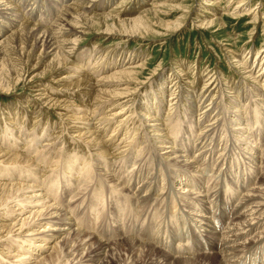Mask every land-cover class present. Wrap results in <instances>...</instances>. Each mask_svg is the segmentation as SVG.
<instances>
[{"label":"bare ground","instance_id":"obj_1","mask_svg":"<svg viewBox=\"0 0 264 264\" xmlns=\"http://www.w3.org/2000/svg\"><path fill=\"white\" fill-rule=\"evenodd\" d=\"M125 1L0 0V94L11 95L21 84H36L46 76L57 78L45 87L35 85V96L21 99L19 106L6 107L0 115V264H114L117 250L113 246L118 245L136 253L139 264H224L220 253L228 258L229 252L240 256L249 250L250 256L253 248L264 243V50L253 62L247 57H230L246 84L252 82L259 90L241 83L237 88L216 75L206 81L198 95L185 88L184 77L179 75L163 81L162 75L153 74L142 81L139 77L148 70L145 59L131 55L114 62L95 57V53L88 56L81 49L83 37L88 32L109 36L120 32L129 40H144L153 34L165 37L184 32L186 22L178 18L161 24L164 28L155 32L163 7L159 1L146 17L139 16L142 6L131 12L134 16L127 14L128 20H118L116 11ZM221 2H201L204 17L194 21L197 28L225 24L217 15ZM233 11L237 17L252 14L243 6ZM53 14L55 20L50 21ZM258 16L252 21L256 23ZM23 59L29 71L21 68ZM38 67L41 71L32 76ZM63 72V77L58 76ZM169 81L170 88L166 86ZM224 92L233 100L243 98L248 107L249 100L257 99L245 110L235 101V105H228V112L225 104L224 110L219 107ZM164 101L168 103L166 118L162 117ZM194 103L205 104L195 119ZM32 107L38 112H29ZM52 110L58 111L61 123L50 122L46 127L39 119L45 118L47 123L51 117L47 112ZM233 140L248 155L247 162H236L230 144ZM240 163L249 177L236 180V186L231 176ZM210 171L214 174L209 176ZM216 180L223 184L213 187ZM135 186L138 190L133 193ZM225 196L230 205L223 200ZM107 205L116 222L138 214L144 217L154 206L149 222L162 219L163 224L168 222L170 238L179 246L186 242L197 247L204 241L215 255L201 262L198 257L190 259L179 246H173L175 253L171 255L159 246L165 245L158 240L155 227L142 233L128 229L125 234L131 237L123 235L121 229L116 242L111 241L115 232L102 233L96 225L90 226L105 215V210L108 214ZM161 205L165 212L169 208L166 216L159 209ZM126 207L129 211L122 214ZM228 208L233 212L228 213ZM177 211L202 215L199 222L192 216L202 235L194 236L192 227L180 234L188 222ZM213 218L216 223L219 218L233 223L227 234L243 240L242 244L238 246L234 240L233 246L227 247V239L220 241ZM174 223H180L181 228ZM205 227H213L205 229L208 243L201 231ZM254 233L256 237L247 243ZM176 251H183L180 257L175 256L179 255Z\"/></svg>","mask_w":264,"mask_h":264},{"label":"rangeland","instance_id":"obj_2","mask_svg":"<svg viewBox=\"0 0 264 264\" xmlns=\"http://www.w3.org/2000/svg\"><path fill=\"white\" fill-rule=\"evenodd\" d=\"M108 1L109 0H107V2ZM115 1L116 0H114V2ZM156 1L157 2L159 1L160 3H162L163 7L161 8L160 14L158 16L159 20H160V24L158 25L159 27L154 28L155 29L154 31L155 32L160 31L161 30L160 28H164V27H162L163 25H161V24H164V25L171 24V23H174L178 18H183L182 21L186 22L184 32L178 33V34H172V35H170L168 33V34H166L165 37H156L153 34V36L145 37L144 40L137 39V38L129 40V39L122 37L124 35H119L120 32H118L119 34H116L114 36L88 32L87 33L88 35L83 37L82 46H81L82 51L85 52L88 56L90 54L93 55L95 53L93 55L95 57L102 58V59L105 58V61L107 59H109L111 61L113 60L114 62H116V61H118L121 58L126 57V56H127V59L128 58L130 59L131 55L132 56L137 55L136 57L145 59L144 64L147 65V68H148V70H145L144 76L139 77L140 80L143 77L142 81H145V80L149 79L151 77V75H153V74H155V76H158V75L161 76L162 75L163 81L165 79L166 80L169 79L171 76H173V78H174V76L179 75L180 77H184L183 81H185L184 82L185 88L187 87L188 90H190L192 92L194 91L193 93L197 94V95L201 93L202 89L204 88V86L206 84V81L209 78H211L213 75H216L218 77L222 76L223 82L234 83V84H236L235 86L237 88H238L239 83H241V84H243V87H246V85H248V88H252L253 90L257 89L258 86L253 84L252 82H251L252 84L251 83L246 84L242 72L239 71L240 70L239 68H236L233 66L230 57L232 54H233L232 56L236 55L235 57L240 56L241 59L247 57L246 59H249V62H253L255 60V58L258 56V53L262 52L264 50V32H263L264 31V6H263L264 0H240V1L239 0H229V1L228 0H221L222 1L221 2L222 8H220V10H218L219 13L217 12L218 13L217 15L220 16L219 18L223 19V22H225V24H224L225 26L222 25V26H220V28H219V26H216L215 27L216 29L214 27L213 28L199 29V28H197V24L196 23L194 24V21H196L197 19H200L202 16L204 17V15L202 13L203 12V10H202L203 5L201 3L203 0H150V1H147V0H128V2L125 1L120 5L121 8L118 7L120 9L117 10L118 12L116 11L115 16H117L116 18H118V20H128V19H126L127 14L130 15L131 12L136 11V9L139 10L143 6L144 8L142 7L140 9L139 16L146 17L147 16L146 14L149 12V10L152 9V6L155 3H157ZM235 3H237V4H235ZM98 4H96V7L94 6L97 9H98ZM238 6H241V7L243 6V9L244 8L249 9L250 12L252 13L251 16H248L245 18L244 14H242L239 17H237V15H234L235 13L233 10L235 8H237ZM129 8H131V9H129ZM251 8H252V10H251ZM225 9L226 10L228 9V11H226ZM128 11H130V12H128ZM107 12H111V9H108ZM141 12L142 13L144 12L143 13L144 16H143V14H141ZM117 13H119V14H117ZM124 13H125V15H124ZM255 13L256 14L258 13L260 15V16H258L259 19L256 21V23L254 21H252L254 16L256 15ZM55 15L56 14H53L49 18L50 21L55 20L54 19ZM132 16H134V15H132ZM210 17H212V15ZM232 17H234V18H232ZM34 21H36V20H34ZM37 21H39V19H37ZM261 22H262V24H261ZM256 26H257V28H256ZM254 30H256V31H254ZM231 51L233 53H231ZM124 53H125V55H124ZM23 60H24V63H21V68L23 70L29 71V67L24 65L25 59H23ZM33 60H34V58H33ZM40 67L37 68L36 72L32 76L38 74L41 71ZM179 70L181 72L182 71L185 72L184 75H188V76L187 77L181 76L180 74H182V73ZM255 71L257 74L259 71V68H257ZM64 74L65 73L63 72V73L59 74L58 76H62ZM55 76L56 75L46 76L42 80L35 81L36 84H32V85L28 84L26 86L24 84H21V87L19 86V88L17 90L13 91V93L11 95L0 94V115H2V113L4 112V109L6 107H10L11 105H13L12 107L19 106L18 101H20L21 99L23 100V98L25 99V98H27V96H30V97L35 96V94L33 93L34 89L32 87H34L35 85H40L43 87L48 86L49 84H51L48 82H53V79H57V78H55ZM188 78H189V80H187ZM166 86L168 88L172 87L170 84V81ZM56 87L57 86H54V89H56ZM224 88H225V86H224ZM258 90H259V87H258ZM248 91H249V89H248ZM260 91H261V88H260ZM211 92L212 91H210V93ZM218 95H217L216 99L219 98ZM252 95L253 94L250 93L248 95L249 98ZM224 96L225 97H223V99L220 98L222 101H221L219 107H220V109L222 107V110H224L225 108L223 109V105L225 104V107H226L225 110H227L229 112L231 110V108L228 107V105H231V104L235 105V103H236L235 101H237V100H233V99H231V97H228L231 95H230V93H227V92L226 93L224 92ZM169 98H170V96L167 97V99H169ZM256 99H257V97L254 96L252 98V100H249V102L251 101L249 103V107H248V105L247 106L245 105L247 102L243 101L244 100L243 98L240 101H237L236 104L244 105L243 109L245 110L246 108H250L252 106V103L255 102L253 100H256ZM166 103H167V101H164V111L162 114L163 118L167 117L168 103L167 104ZM198 105H199V103H198ZM198 105H195V103L193 104L192 111L194 112V114H193L194 119H195V117L198 118V115L200 114L199 109H201L205 106V104L200 105V106H198ZM29 110H30L29 112H31V110H32L33 113L38 112V109L36 107H32V109H29ZM262 110L264 112V107L262 108ZM214 112L218 113V110H215ZM47 113H49V116H51V117L48 116L50 119L46 123L45 118H42V119L40 118L39 119L40 123L42 122V124H43V122H44L47 125L46 127L49 126L50 122H53V124H55V125L59 124V122L61 123V118L57 115L58 114L57 110H52V111H49ZM189 113H191V112H189ZM250 113L252 115H254V112L250 111ZM236 115L239 116L240 114L237 113ZM35 116L36 115L34 114V117ZM189 116H191V114ZM228 117H230V116L227 114V118ZM228 120H229V118H228ZM187 121L188 120L186 119L184 122L187 123ZM187 125H190L189 121H188ZM230 126L232 127V125H230ZM40 127H41V125H40ZM263 139H264V137H262V140ZM233 142H235L236 145H234ZM233 142L230 144H232V146L234 147L232 150V153L236 157L235 158L236 162L239 160L242 163L247 162L248 161L247 160L248 155L245 154L244 151L241 152L238 149V147H237L238 145H237L236 141L233 140ZM262 143L264 145V141ZM241 147H243V145H241ZM244 147H246V146H244ZM239 148H240V146H239ZM218 154L219 153L217 152V154L215 155L216 158L219 157ZM214 168L216 171L217 166H215ZM241 168L244 169L245 165L240 163L239 167H236L235 170L233 169L234 171H233V174L231 176V179L234 181L236 186H238V184H239L236 182V180L237 181L239 180L241 182V178L246 177L248 179V177H249L248 174L244 173L247 169H245V171H242ZM208 174L210 176V175H213L214 172L210 171V172H208ZM250 180H251V177H250ZM216 181L213 183V187L216 184H218V182H219L218 180H216ZM219 183L221 184V181ZM250 183H248L247 186H250L249 185ZM256 187L257 186H252V188H256ZM218 189H219V187L216 188L215 190H218ZM137 190H138L137 186L132 188L133 193L136 192ZM224 190H225V187L223 188V191ZM163 195H164V193H163ZM168 200H169V198H168ZM223 200L226 203L228 202L230 205V202L228 200H226V196L223 197ZM163 205H161L159 207V209L162 210L166 216L168 214L169 208L165 212V210L162 209ZM182 205H184V204L182 203ZM107 208L109 209L108 214H107L106 210L104 211L105 215H107V216L102 215V217L99 221H95V220L92 221L90 219L92 221L90 223V226L96 225L95 228H98L99 230L102 229V231H103L102 233L115 232L116 234L114 235V237H112L113 239H111V241H114V242H116L115 240L118 239L117 233L120 234L121 233L120 231H122V230H124V232L122 231L123 235H125L126 237H131V236H127V234H125L126 231L128 233V229L130 230V229L136 228V230H138L142 233L145 231L144 229H147V227H151V228L155 227L153 229H155V230L157 229L159 231L158 240H161L160 242L164 243V245H165L164 247L161 245H159V246L162 249H164L167 253H169V254L171 253V255H174L175 252H174V250H172V248H173V246L178 247L179 242L177 240L173 241V239L170 238L171 235H170L169 230H168V222H164V224H163L162 219H157L155 224L151 223L153 220L154 213H155L154 206L151 208V210H149L148 214L144 215V217L143 216L141 217V215L139 216V214H138L137 216L133 215L131 219H126L124 217L122 220L120 218L121 220H119L118 222L115 221L114 217L110 213L111 206L107 205ZM228 209H229L228 213L233 212V209H230V208H228ZM126 211H129V208L126 207V210L122 211V214H124L123 212H126ZM196 213L194 214V212H193L191 216L186 212L182 214L184 217L182 220L185 222H188V225H186L185 228L184 227L181 228L180 223L179 224L174 223V225H176V227L181 228L179 231L180 234H183V235L186 234V232H188V230H189V227H192L193 228L192 232H193L194 236L202 235L200 230L195 228L196 224H195V221L192 219L193 218L192 216H194L195 217L194 219H196V221L198 220V222H199L202 220L201 218L198 217V216H202V215L198 214V212H196ZM210 213L213 216L212 210L210 211ZM177 214H178V216H182L181 212L177 211ZM226 216H227V214H226ZM91 217L93 219V217H95V216L93 215ZM218 217H219V215H216V219ZM145 219H146V221H145ZM150 219H152V220L149 222ZM216 219L213 218V225H215L214 227H217V229H218L217 231H218V233H220V235H219L220 241L227 239L228 240V241L226 240L227 243L230 242V244L226 245L227 247H231V245L233 246V244L235 242H236V245L238 244V246H239V244H242L243 240L237 241V239H234L231 236L229 237V235L227 234L228 230H232L233 226H231V225L233 223H230L229 221H227L228 219L225 220L224 218H222V219L219 218L218 219L219 223L218 222L216 223V221H215ZM160 220H162L161 221L162 223L160 222ZM158 223H161V224L158 225ZM181 223H182V221H181ZM218 224H220V225L218 226ZM101 226H102V228H101ZM122 226H124V227H122ZM156 226L159 227L160 230L158 228H156ZM197 226H200V224H198ZM210 228L208 229L205 227L204 229L201 230L203 235H204L203 237H204L205 241H207V243L209 240L208 239L209 236H207V237L205 236L206 235L205 229L207 231H210ZM211 229H213V227ZM226 235H228L229 238ZM108 236H110V235L107 234V237ZM255 237H256V233L251 234V236L246 240L247 243L251 242ZM234 240H236V241L234 242ZM114 242H110V244L114 243ZM152 243H154V242H152ZM183 243L185 244V246L182 245L179 247L185 248V253H188L190 255V259H193L194 257H198L199 259H201L200 261L202 262V260L205 261L204 260L205 258H210L213 255H215V251L208 249V246L205 247L206 243L204 244V241H203V243L199 242V245H197V247H191L190 245L188 246V243H186V242H182V244ZM118 247H119V245L113 246V249L117 250V251H115V255L113 256L112 262H114V264H139L140 263V262H138V258H136V253H133V252L131 253V251H127V250H124V249H121ZM263 247H264V243L261 247L253 248L251 250L252 255H250V256H249V254H250L249 250H247V251L245 250V251L241 252L240 254L243 253L242 255H240L242 258L240 256H237V255L236 256L232 255L233 254L232 252L228 253V256L230 255L228 257L229 259L226 258V256H224L225 254L220 253L221 255L219 254L218 256H219V260L221 262L225 260L224 264H237V263H239V264H251V263L254 264L255 262H253V261H257L256 264H262L264 262V252H262L264 250ZM256 250H259V251H256ZM176 252H178L179 255H175V256L180 257V255H181L180 252H183V251H176ZM245 252H247V253H245ZM244 258H246V259H244ZM229 261H231V262H229ZM245 261H247V262H245ZM208 263H209V261H207V262L205 261L204 264H208Z\"/></svg>","mask_w":264,"mask_h":264}]
</instances>
